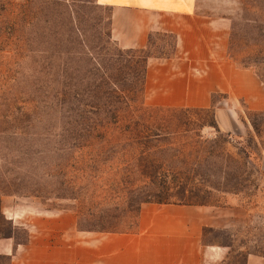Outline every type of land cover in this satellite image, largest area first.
<instances>
[{"label": "rangeland", "instance_id": "obj_1", "mask_svg": "<svg viewBox=\"0 0 264 264\" xmlns=\"http://www.w3.org/2000/svg\"><path fill=\"white\" fill-rule=\"evenodd\" d=\"M198 3L230 19L228 56L264 86V0ZM121 49L96 0H0V213L1 199L34 201L73 209L80 228L132 231L141 200L165 193L206 208L214 225L201 241L226 247L221 264L264 256V108L220 91L205 107L153 104L142 93L143 55ZM173 49V35L158 31L145 50ZM212 116L216 127L203 125ZM126 124L144 137L118 134ZM139 147L167 188L146 185ZM5 219L2 231L24 240Z\"/></svg>", "mask_w": 264, "mask_h": 264}, {"label": "crops", "instance_id": "obj_2", "mask_svg": "<svg viewBox=\"0 0 264 264\" xmlns=\"http://www.w3.org/2000/svg\"><path fill=\"white\" fill-rule=\"evenodd\" d=\"M199 0H96L111 11V31L122 49L147 48L150 34L174 37L169 55L146 61L144 89L153 104L208 106L212 92L242 95L264 108V86L256 75L228 56L230 19L203 11ZM256 95L259 102L256 103ZM1 211L12 227L0 238V255L9 264H221L227 249L202 244L204 227L214 225L202 206L143 203L132 231L80 228L73 209L44 208L34 201L7 203ZM244 264H264L249 254Z\"/></svg>", "mask_w": 264, "mask_h": 264}, {"label": "trees", "instance_id": "obj_3", "mask_svg": "<svg viewBox=\"0 0 264 264\" xmlns=\"http://www.w3.org/2000/svg\"><path fill=\"white\" fill-rule=\"evenodd\" d=\"M253 4V3H252ZM146 48H140V49H121L120 51H127V52H138V53H141L143 55V59H144V64H143V77H142V93L144 95V83H145V73H146V61H147V58L149 56H151L150 54L146 53ZM239 64L242 66V67H248L249 65L245 62H241L239 61ZM200 111H204V112H208L206 109H201ZM210 112V111H209ZM210 125L212 127H216V123L213 119V116L211 118H209V120L205 121V123L203 125ZM253 124V123H252ZM253 127H254V130H256V133H258V127L253 124ZM86 132H87V135L86 136H95V132L99 133L101 136H105L107 135V132H108V129H103L102 131L101 130H91V129H86ZM118 134H121L123 137H133V138H136V137H144V135L142 134V132L136 128H131L129 127L128 124H126L120 131ZM122 150V149H121ZM136 152V151H135ZM120 153V151H119ZM137 157L135 160L136 162V166H138L140 169H139V173H140V176L142 178H148L149 181L148 183L146 182V185L147 186H150V185H154L155 187V190L157 192L158 189H164V188H167L165 185H164V179H163V176H164V173L162 172H159V173H156V171H147V166H148V161L145 159V155H144V147H139V149L137 150ZM126 153H121V157L124 158L123 156H125ZM127 161V159H122V162H125ZM121 182L123 184H125L123 178L121 179ZM143 182L145 183V180L143 179ZM111 184H114L113 183V180L111 182ZM117 184V183H116ZM114 188V187H112ZM161 192V191H160ZM163 193H156V198L155 199H143L141 200L140 204L138 206H136V210H135V216H136V222H135V228H136V225H137V217H138V213H139V210H140V207L143 203H156V204H170L172 203L167 195L164 193L163 195H161ZM31 195L33 196H36L37 194H34V193H24L22 194L21 196H30L32 197ZM1 198V197H0ZM203 204V203H200V205ZM78 212V211H77ZM0 217L2 219V226L7 222L6 219L4 218V216L0 213ZM1 225H0V238L2 237H8V236H11V233H6V232H3L2 229H1ZM90 230H95V231H104V232H120L122 230H117V229H107L103 226H96V227H93L91 228ZM0 264H9V259L5 256H1L0 255Z\"/></svg>", "mask_w": 264, "mask_h": 264}]
</instances>
